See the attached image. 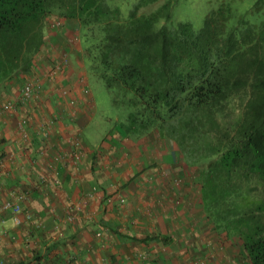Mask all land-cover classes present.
<instances>
[{"label": "trees", "instance_id": "1", "mask_svg": "<svg viewBox=\"0 0 264 264\" xmlns=\"http://www.w3.org/2000/svg\"><path fill=\"white\" fill-rule=\"evenodd\" d=\"M154 1L123 17L110 0H0V92L34 69L49 20L76 22L84 66L131 93L123 130L173 142L213 227L264 264V20L223 2L194 29L161 22L166 3L139 12Z\"/></svg>", "mask_w": 264, "mask_h": 264}, {"label": "crops", "instance_id": "2", "mask_svg": "<svg viewBox=\"0 0 264 264\" xmlns=\"http://www.w3.org/2000/svg\"><path fill=\"white\" fill-rule=\"evenodd\" d=\"M63 20L44 45L57 77L43 78L40 62L31 98L20 97L23 77L0 92V204L18 201L23 218L15 224L12 210L0 209V264H251L238 237L205 216L173 142L121 127L101 147L86 146L93 112L79 81L85 66L65 41L77 24ZM63 90L77 100L73 112ZM6 101L12 111L2 110Z\"/></svg>", "mask_w": 264, "mask_h": 264}, {"label": "rangeland", "instance_id": "3", "mask_svg": "<svg viewBox=\"0 0 264 264\" xmlns=\"http://www.w3.org/2000/svg\"><path fill=\"white\" fill-rule=\"evenodd\" d=\"M134 1L136 0H110V3L119 9L123 17H127ZM223 2L229 3L230 7L236 14H244L251 23H259L264 20V0H157L142 6L139 9V12L146 14L160 9L162 5L166 3L167 6L162 8L163 16H161V22H168L171 25H176L180 22H187L192 28L198 29L202 26L205 15L210 10L217 8ZM255 3H257V7H255ZM166 12H168V15L165 14ZM167 16L168 19L166 18ZM49 24V33L51 34L54 32L53 29H60L58 26L63 24V19L52 18L49 20ZM52 24L56 27H52ZM65 41H67L66 43L68 44L70 51L76 56H80L81 48L79 46L77 32H69L65 37ZM47 56L48 54L46 53L45 46H43L34 60V69L29 74H26L27 77L25 74H21L20 77H23V80L21 81L20 79L18 83H20V81L22 83L26 80H31L37 85L35 89H39L42 81L41 79L42 77L44 78L46 74L52 73L53 78L57 77V74H55L53 70L54 67H46V65L49 66L45 63L47 61ZM67 57L68 56H62V59L65 58L66 62H61L67 64ZM40 62L45 64V67L43 66L45 69L42 70V72L45 71V74L42 75V77L40 74L38 75L37 71H35L36 64ZM80 67L82 68L81 78L79 79L80 86L82 85V92L87 97V103L89 104L88 112H93L89 124L83 128V133L87 138L86 146L89 148H99L103 145V140L106 136L108 137L113 134L112 132H116L118 130L116 128L121 129V126L123 125L122 123H127L126 120L129 116V111L131 112L132 109V105L129 102L131 93L116 86H106L98 75L88 71L86 67H84V70L81 62ZM38 69L39 68L36 70ZM64 75L65 74L62 73L61 76L65 77ZM66 93L67 91L63 90L62 95L68 99L72 98L67 96ZM73 99L74 102L77 103V100L75 98ZM75 107V105L74 107L70 106V109ZM185 168L186 175H183L182 173L181 176H185L186 181L196 182L198 179L196 171L191 168ZM181 176L175 179L176 182L181 183L180 181L183 180ZM233 243L234 241L230 244Z\"/></svg>", "mask_w": 264, "mask_h": 264}, {"label": "built area", "instance_id": "4", "mask_svg": "<svg viewBox=\"0 0 264 264\" xmlns=\"http://www.w3.org/2000/svg\"><path fill=\"white\" fill-rule=\"evenodd\" d=\"M62 61H65L66 62V59L63 58ZM35 82L31 81V80H26L22 83L21 85V88H20V97L22 100H28L29 98L32 97V93L34 92L35 90V87L37 85L34 84ZM68 104L71 106V107H74L75 105V102H74V99L73 98H69L68 99ZM15 108L14 104L10 101H6L2 104V110L3 111H12L13 109ZM71 112H73V109H71ZM21 126V124H20ZM79 143L76 142V146L78 145ZM77 151H73L72 153V157L75 159V160H78L81 156V148H79L80 146H77ZM116 196V199L120 202V203H123L124 201V197L117 194L115 195ZM113 199H115V197H113L112 195H109L107 196V201L108 202H111ZM0 209L1 210H7V209H11L12 210V213H13V222L15 224H20L23 220L22 216L19 215V212L21 210V206L19 204L18 201H14V200H11V199H6L4 200L1 204H0ZM27 218L29 217L28 215L26 216ZM69 219H72V216L69 215L68 216Z\"/></svg>", "mask_w": 264, "mask_h": 264}]
</instances>
